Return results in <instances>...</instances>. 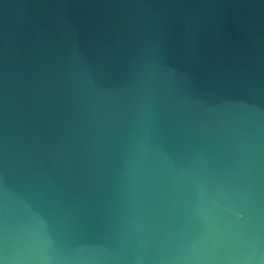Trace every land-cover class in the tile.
Instances as JSON below:
<instances>
[{
    "label": "water",
    "instance_id": "obj_1",
    "mask_svg": "<svg viewBox=\"0 0 264 264\" xmlns=\"http://www.w3.org/2000/svg\"><path fill=\"white\" fill-rule=\"evenodd\" d=\"M0 264H264V0H0Z\"/></svg>",
    "mask_w": 264,
    "mask_h": 264
}]
</instances>
